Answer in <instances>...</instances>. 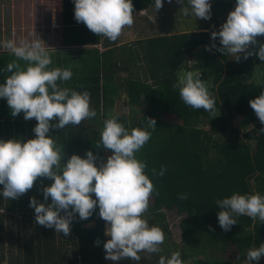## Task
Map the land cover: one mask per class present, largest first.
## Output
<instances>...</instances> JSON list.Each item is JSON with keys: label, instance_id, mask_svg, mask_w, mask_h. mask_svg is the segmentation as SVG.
I'll list each match as a JSON object with an SVG mask.
<instances>
[{"label": "trees", "instance_id": "obj_1", "mask_svg": "<svg viewBox=\"0 0 264 264\" xmlns=\"http://www.w3.org/2000/svg\"><path fill=\"white\" fill-rule=\"evenodd\" d=\"M132 4L133 13L154 8L152 0H132ZM218 4L225 7L220 2H215L214 6ZM73 9L72 0H57L60 48L51 51L53 64L49 67H71L73 76L62 86L77 91L86 89L90 93V108L96 110V116L76 126L50 129V134L56 135V145L63 149L62 162L73 153L83 156L88 149L97 155V164L111 154V150L101 148L102 145L97 147V143L104 119L116 116L112 115V110L125 93L135 114L139 113V108L143 109L139 122L132 126L128 118L116 116L126 128L146 126V117L156 121V127L150 129L149 141L136 153L137 158L146 163L144 171L158 193L149 198L147 211L153 216L148 223L160 226L164 237H171L166 213L172 212L182 217L179 237L184 244H195L199 251L208 247L225 254L224 257L194 259V264H242L247 249L264 242V223L241 215L229 231H223L217 223L215 200L233 192L264 194V133L258 132L261 123L248 104L264 86V62L255 55L236 61L215 49L206 51L204 46L210 44L211 28L169 34L171 28L160 27L159 34L139 41L145 74L134 75L131 68L140 61L132 46L123 52L126 47L116 46V40L98 36L83 22L77 23ZM256 39L264 42V34ZM199 52L202 55L200 78L215 97V113L184 104L178 89L173 87L180 66ZM136 58L138 62H132ZM13 59L10 53L0 54V68ZM126 71H130V75L120 83L117 75ZM6 75L10 72H0V82ZM235 117L241 119L237 126L233 124ZM36 123L35 118L25 121L22 113L12 117L6 100L0 98V138L15 137L23 142L34 136L32 128ZM161 165L166 168L164 175H154L152 169L158 172ZM251 180L257 183L255 190H252ZM50 183V179L41 177L18 198L5 199V202L0 198V264H106L105 221L96 211L85 220L77 215L71 221L68 235L32 221L23 227L16 226L20 231L17 236L13 233L7 236L6 227H13L14 223L7 222L4 213L34 214L28 206L29 197L50 202V198L43 201L40 191ZM177 193H187V198L181 200ZM91 223L94 225H89ZM96 240L100 243H94ZM7 241L19 244L15 253L13 249L7 250ZM172 252L141 253L139 264H157L160 255L168 257ZM179 254L181 261L188 258L185 251ZM255 264H264V257Z\"/></svg>", "mask_w": 264, "mask_h": 264}, {"label": "clouds", "instance_id": "obj_2", "mask_svg": "<svg viewBox=\"0 0 264 264\" xmlns=\"http://www.w3.org/2000/svg\"><path fill=\"white\" fill-rule=\"evenodd\" d=\"M72 2L74 20L110 41H115L125 26L133 24L132 0ZM176 2L181 5L178 12L182 17L211 18V0ZM163 3L164 0H152L155 12ZM209 27L212 30L210 44L204 46L206 51L215 49L236 61L255 55L264 62V42L256 39L264 34V0H235L234 8L218 29L214 25ZM45 45L38 35L18 41L0 39V52L6 51L15 58L0 68V72H10L0 82V98L6 100L12 117L22 113L25 121L35 118L37 122L32 128L34 136L23 142L15 137L0 138V198H18L38 178L50 179L51 183L40 189L43 201L50 198V202L29 197L28 206L33 209L37 224L68 235L71 221L77 215L85 220L96 211L105 221L104 234L109 237L103 242L104 258L118 261L128 257L139 264L141 253H160L165 238L161 227L150 225L145 218L150 196L158 193L144 171L146 163L136 156L149 141L150 129L156 127V121L146 117V126L129 130L116 116L105 118L97 147L102 145L111 154L97 164V155L88 149L83 156L73 153L62 162L63 149L56 145V135L50 134V129L79 125L82 120L96 116V110L90 108V93L86 89L77 91L62 86L73 76L71 67H49L53 64L54 48ZM19 61L24 62L23 66ZM194 63L184 61L173 87L178 89L184 104L215 113V97L199 71L191 70ZM248 104L261 123L258 132L264 133V86ZM165 170L161 165L158 172L152 169V173L162 176ZM177 196L183 200L187 193ZM215 204L217 223L223 231H229L241 215L264 223V194L260 192H233L216 199ZM262 255L264 242L247 249L245 259L248 264H255ZM157 264H182V261L178 252H172L168 257L160 255Z\"/></svg>", "mask_w": 264, "mask_h": 264}, {"label": "rangeland", "instance_id": "obj_3", "mask_svg": "<svg viewBox=\"0 0 264 264\" xmlns=\"http://www.w3.org/2000/svg\"><path fill=\"white\" fill-rule=\"evenodd\" d=\"M15 5H8L3 6V3L7 5V0H0V17L1 19H13L16 21H20L22 26L28 27L30 23L33 24L34 30L36 31V34L42 33L40 38L49 46H55L58 44L57 42V28H58V19H57V0H14ZM163 3L161 7V11L154 17L151 15L152 23L147 22V16L140 15L141 13H133V24L131 26H125L122 30L121 35L118 37L119 43L121 46L126 47L125 50H122L125 52L127 50V47L129 48L132 46V50L134 52L135 57L138 56L140 63L137 61V58L133 60L132 62H138L137 65L131 68V71L134 75H144L145 74V64H144V57L142 51H140L139 47V41L146 39L150 36H154L159 34L161 31L160 27H171L172 30L176 31H185L194 29L195 27H207L210 28V25H214L215 27H219L221 23L224 22L226 19V16L229 11L232 9H229L226 7H222L220 4L217 6H214V2H220L223 3L225 0H211V10L212 15L209 20H204L202 18L194 20V18L191 17H182L179 15V8L181 7L180 4L176 2V0H171L168 4H166V0ZM169 1V0H167ZM10 2V1H9ZM230 3V1H228ZM12 3V2H11ZM235 4V0H233V3ZM163 8V9H162ZM11 16L12 18H8L7 16ZM156 18V19H155ZM146 20V21H145ZM151 24V25H150ZM28 29L26 28L25 31ZM24 29H22V32ZM53 35V37H52ZM120 38V39H119ZM45 45V46H47ZM123 47V49H124ZM127 57V56H126ZM196 63L193 64V68L191 70L193 71H199L201 65H202V55L201 52L196 55L194 59ZM140 64V65H139ZM123 67L125 65L122 64ZM130 75L129 72H122L121 74L117 75L118 81L121 83L125 81L128 76ZM256 80H259V76L256 77ZM117 101V107L112 110V115L116 116H124L129 122L130 126L136 124L139 122V117L142 115L143 109L139 108V113L135 114L133 111V108H131L127 103V97L125 93L123 94L120 99ZM241 119L239 117H235L233 119L234 126L239 125ZM206 130H208V126L205 127ZM252 190H255V187L257 185L255 180H251L250 182ZM5 214V220L9 222L10 220L14 223L13 227H6L7 236L10 233L15 234L16 236L20 232L16 226L23 227L25 224H30L32 221L34 222V214L28 213V212H15L12 214H8L7 212ZM167 215V222L169 225V231L171 234V237L168 235L165 236L164 241L161 245L162 252L169 251H175L179 253V251H185V254L188 256V258L185 261H182V264H194V259H203L205 257L210 258H216L217 257H224L225 254L219 253L218 251L211 250V248L208 249H201L203 251H199V247L194 245H186L184 244L180 239V228L179 223L182 219V217H178L176 214L170 212L166 213ZM31 216V217H30ZM152 214L147 211L146 219L148 222L152 218ZM93 225V224H89ZM106 227V223H105ZM109 237H107L108 239ZM106 239V240H107ZM14 242V241H12ZM23 242V241H22ZM22 242H20L22 244ZM19 244H11L9 241L6 242V248L8 251L12 250L13 253H15L18 249ZM203 247V245H201ZM203 252V253H201ZM217 253V254H214ZM220 255V256H219ZM228 255V254H226ZM264 255L261 256L260 260ZM130 258L124 257L118 260V262H127ZM117 261H112L110 259H106V264H113ZM9 264V262H7ZM242 264H248V262L245 261L242 262Z\"/></svg>", "mask_w": 264, "mask_h": 264}, {"label": "crops", "instance_id": "obj_4", "mask_svg": "<svg viewBox=\"0 0 264 264\" xmlns=\"http://www.w3.org/2000/svg\"><path fill=\"white\" fill-rule=\"evenodd\" d=\"M7 1H8L7 2V5L5 3H3V6L15 5L16 4L14 0H7ZM228 1H230V3ZM168 3H169V1L166 0V4H168ZM223 3H224V6L225 7L227 6L228 10L234 8V6H235V4H232L233 3V0H225ZM214 4H215V2H214ZM160 11H161V8H159L156 12H155V9L154 8L151 9L150 11H144L145 12V15L146 16L148 15L147 16L148 17L147 18V20H148L147 22H150L151 21L150 23H152L151 16L152 17L153 16L155 17ZM144 12L143 13L140 12L141 13L140 15H144ZM7 17L8 18H12L9 15ZM152 24H154V23H152ZM26 28L28 29L27 31H25ZM169 28H171V27H169ZM204 28L203 27H195L193 30L201 31ZM22 29H24L23 32H22ZM34 29L35 28H34V26H33L32 23H30V25L28 27H25V26H22V24H21L20 21H16V20H13V19H6V18L5 19H1V17H0V39H8V38H11V39H14V40H17L18 41L21 38L32 39V38H36L37 35L39 37L43 36V35H41L42 33L36 34L35 33L36 31ZM172 29L173 28H171L168 31L169 34H173V33H176V32L179 31V30L176 31V30H172ZM206 29H209V28L206 27ZM190 30H192V29H190ZM56 34H58V33H56ZM52 37H53V35H52ZM150 37H152V36H150ZM116 41H117V45L116 46H121V44L119 43L118 38L116 39ZM49 46L50 47H53L54 49H59L60 48L58 46V44H56L55 46H51V45H49ZM5 53H8V52H6V51L0 52V54H5ZM3 202H5V198H4ZM91 224L94 225V223H91Z\"/></svg>", "mask_w": 264, "mask_h": 264}]
</instances>
